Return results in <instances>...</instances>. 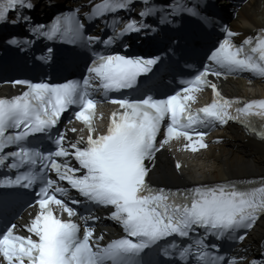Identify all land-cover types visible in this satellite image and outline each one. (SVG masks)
<instances>
[{
    "label": "snow or ice",
    "instance_id": "6c2138e0",
    "mask_svg": "<svg viewBox=\"0 0 264 264\" xmlns=\"http://www.w3.org/2000/svg\"><path fill=\"white\" fill-rule=\"evenodd\" d=\"M246 3L234 6L237 16ZM36 6L35 0H0V26L24 33L5 37L7 46L26 51L51 42L35 57L45 64L55 62L56 42L88 55L80 79L0 81L23 89L0 97V205L8 206L10 191L23 190L32 197L28 207L36 209L22 225L0 215V264H264V252L248 259L246 248L223 250L264 221V177L183 188L150 179L157 154L172 142L183 140V150L197 154L209 148L208 133L229 122L264 141V98H229L219 83L230 77L264 81V28L242 37L219 24L221 35L201 66L180 74L171 92L153 94L147 82L183 60L199 37L165 36L162 54L131 52L129 38L155 40L161 25L176 26L185 16L217 23L206 12L207 0H87L51 23L32 17ZM96 21L104 25L101 35L89 32ZM205 89L210 102L194 110ZM103 103L116 108L101 131L95 121ZM74 122L83 127L69 128ZM174 167L179 172L184 166L177 161ZM99 208L110 211L98 216ZM102 220L119 225L122 235L102 243L105 233L96 235Z\"/></svg>",
    "mask_w": 264,
    "mask_h": 264
},
{
    "label": "bare ground",
    "instance_id": "6f19581e",
    "mask_svg": "<svg viewBox=\"0 0 264 264\" xmlns=\"http://www.w3.org/2000/svg\"><path fill=\"white\" fill-rule=\"evenodd\" d=\"M264 3L252 0L240 13L235 22L238 31L249 32L264 27ZM240 89L241 84H233ZM227 141L205 157L192 162L180 172L173 168V159L164 153L152 175V180L162 185H181L264 176V145L256 143L239 129L226 135ZM264 237V221L254 231L253 238Z\"/></svg>",
    "mask_w": 264,
    "mask_h": 264
}]
</instances>
